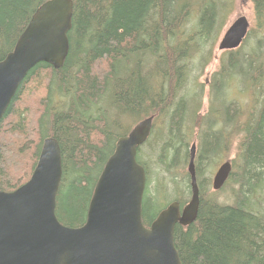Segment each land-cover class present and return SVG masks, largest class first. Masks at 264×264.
<instances>
[{"label":"trees","instance_id":"1","mask_svg":"<svg viewBox=\"0 0 264 264\" xmlns=\"http://www.w3.org/2000/svg\"><path fill=\"white\" fill-rule=\"evenodd\" d=\"M47 1L0 0V61ZM248 1L254 27L239 48L222 53L215 79L222 85L213 87L220 107L210 104L203 117V85L195 82L196 91L188 79L213 59L234 0H72L63 65L39 63L29 70L0 120V191L12 192L29 180L43 140L53 137L62 161L55 214L62 225L79 228L117 140L152 117L160 142H152L148 160L141 149L150 137L136 155L146 176L143 225L148 228L172 202L180 210L188 203L186 149L197 140V216L186 227L177 224L173 234L181 264H264V0ZM237 76L250 102L244 114L227 101ZM208 116L222 126L206 127ZM157 121L164 127H156ZM235 140L231 174L211 192L202 176L219 156L227 158ZM151 164L168 174L181 170L170 179L172 195L164 184L150 192Z\"/></svg>","mask_w":264,"mask_h":264},{"label":"water","instance_id":"2","mask_svg":"<svg viewBox=\"0 0 264 264\" xmlns=\"http://www.w3.org/2000/svg\"><path fill=\"white\" fill-rule=\"evenodd\" d=\"M72 0H49L33 13L12 52L0 61V120L20 83L35 65H63L68 51ZM250 29L245 15L222 32L216 50L240 47ZM152 117L138 122L115 144L105 162L79 228L62 225L55 214L62 177L57 140L45 138L29 180L12 192L0 191V264H181L174 247V228L196 219L199 190L195 175V144L187 173L190 199L161 210L146 228L141 217L146 176L137 150L150 136ZM232 171L231 161L215 171L211 188L219 191Z\"/></svg>","mask_w":264,"mask_h":264},{"label":"rangeland","instance_id":"3","mask_svg":"<svg viewBox=\"0 0 264 264\" xmlns=\"http://www.w3.org/2000/svg\"><path fill=\"white\" fill-rule=\"evenodd\" d=\"M233 4L234 5H233V8H232L231 14H229L228 21L226 22L225 26L222 28L219 37L221 36L222 32L226 29V27L236 17H238L240 15H245L247 17V19H248V21L250 23V29H252L254 27V23H253V19H252V8H251V5H250V2L248 0H234ZM221 55H222V53H220V52H218L216 50V45H215L213 59L204 67V69L202 70L201 73L196 68V70L191 72V75H190V77L188 79L189 85L192 88L194 87V89L196 91H197L198 88L197 87L195 88V82H197L199 84V86L203 85V87H202V90H203L202 103H201V108H200V111H199V114L202 115L203 117L208 115L210 103H211V106L215 110L219 109L218 108L219 107L218 101H216V97H217L216 90L213 93V90L215 89L213 87H216L218 85L219 86L222 85L221 78H220V80L218 82L215 81V79H218V77H216V73H217V71L219 69V59H220ZM229 85H230L231 88L227 90V101H229V102L231 101L232 103L237 104L238 108L243 110V114H244L247 111V109L249 108L248 106H249L250 102H249V98L247 97V95H246V93H245V91L243 89V85H242L240 77L237 76L235 79H233L229 83ZM213 115L216 116L215 113H213ZM243 117H244V115H243ZM208 118H209V116H208ZM208 118L206 120V127L210 126L215 131V130H217L218 128H220L222 126L221 124H218L219 123L218 120L213 122L210 118L209 119ZM221 118L224 119V115H221ZM164 125H165V123L163 124V123L158 122V121L156 123V127L163 128ZM158 132H159V130L154 129V131L149 136L150 137L149 140L151 141V144L148 145L147 147H143L141 149V151L143 152L142 153V158L144 160H148L149 159L148 155L151 152L150 151L151 150L150 147L151 146H155V144H153L152 142H154V141H156V143L160 142V140H159L160 136L158 137ZM197 142H198L197 140H196V142H195V140L193 142H192V140L189 142V144L187 146V149H186V151L189 152V154H190L191 146L193 144H195V155H196V152H197L196 145H198ZM237 143H238V140H235L228 147V150L226 151V154H227V156H226L227 158L226 159L227 160L233 161V160L236 159ZM158 146H159V144L157 145V147ZM157 150H158V148H157ZM155 153H157V152H155ZM151 158H152L151 162L155 161L153 155L150 157V160H151ZM226 159L225 158L222 159V156H219L217 164L212 168V170H210L209 168L206 169L205 174L202 176V177L208 178L210 180V191L211 192H216V191H213L212 188H211L212 177H213L215 171L217 170L218 166L221 163L227 161ZM188 162H189V160H188ZM180 167H181V165H180ZM187 167H188V164L185 165L186 173H187ZM150 168H151V171H152L151 172L152 177H151V180H150V183H149V188H148L150 190V192L153 193L156 186L159 187V185L164 184L163 185L164 188L167 187V194L168 195H172L173 191H170L171 186H172L170 179L175 176L174 174L179 173L180 169H178V171H174L173 173L168 174L165 171H161V170L157 169L156 165H154V164H151ZM175 178H176V176H175ZM226 191H227L226 193L228 194L229 188L226 187ZM224 195H226V194H223L222 196H220V198L223 199ZM162 204H164V202L163 203L161 202L160 205H162Z\"/></svg>","mask_w":264,"mask_h":264},{"label":"bare ground","instance_id":"4","mask_svg":"<svg viewBox=\"0 0 264 264\" xmlns=\"http://www.w3.org/2000/svg\"><path fill=\"white\" fill-rule=\"evenodd\" d=\"M194 45V44H193ZM206 48V47H205ZM204 49V48H203ZM228 54V53H227ZM222 58V57H221ZM236 72V71H235ZM216 89V88H215ZM218 91V90H217ZM224 91V90H223ZM214 93V92H213ZM224 94V93H223ZM214 95V94H213ZM225 96V95H224ZM213 98V97H212ZM222 99H223V97H222ZM219 100V99H218ZM224 100V99H223ZM221 101V100H220ZM211 104V103H210ZM222 105V104H221ZM220 107V106H219ZM211 109H213V108H211Z\"/></svg>","mask_w":264,"mask_h":264}]
</instances>
